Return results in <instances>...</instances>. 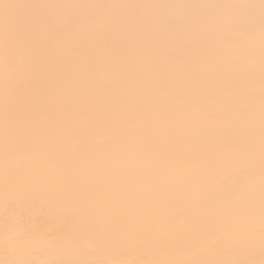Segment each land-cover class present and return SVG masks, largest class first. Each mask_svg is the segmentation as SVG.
<instances>
[{"label": "bare ground", "instance_id": "bare-ground-1", "mask_svg": "<svg viewBox=\"0 0 264 264\" xmlns=\"http://www.w3.org/2000/svg\"><path fill=\"white\" fill-rule=\"evenodd\" d=\"M0 150V264H264V0H0Z\"/></svg>", "mask_w": 264, "mask_h": 264}, {"label": "rangeland", "instance_id": "rangeland-1", "mask_svg": "<svg viewBox=\"0 0 264 264\" xmlns=\"http://www.w3.org/2000/svg\"><path fill=\"white\" fill-rule=\"evenodd\" d=\"M174 59H176L175 58V56H174ZM63 108H65V107H63ZM0 152H1V150H0ZM19 173V171H16V173ZM2 177V176H1ZM0 177V178H1ZM6 176H4V178H5ZM3 178V179H4ZM2 179V178H1ZM48 181V180H47ZM49 181H51V180H49ZM53 181V180H52ZM52 181H51V183H52ZM38 206V204L37 205H35V206H33L35 209H36V207ZM199 216H200V218H204V216H205V213H203V212H201L200 214H199ZM251 218H253L251 215H249ZM243 218H247L246 216H244ZM254 219V218H253ZM255 220V219H254ZM122 223V222H121ZM120 226V225H119ZM151 235H154V236H157V237H163V235L162 234H160V233H157L156 231H154V232H152V234Z\"/></svg>", "mask_w": 264, "mask_h": 264}]
</instances>
